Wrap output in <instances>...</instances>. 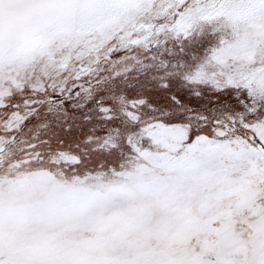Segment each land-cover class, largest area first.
Here are the masks:
<instances>
[{
  "label": "snow or ice",
  "instance_id": "snow-or-ice-1",
  "mask_svg": "<svg viewBox=\"0 0 264 264\" xmlns=\"http://www.w3.org/2000/svg\"><path fill=\"white\" fill-rule=\"evenodd\" d=\"M0 264H264V0H0Z\"/></svg>",
  "mask_w": 264,
  "mask_h": 264
}]
</instances>
